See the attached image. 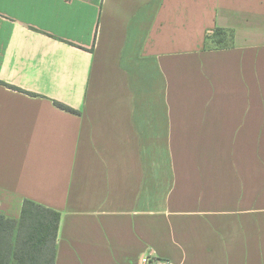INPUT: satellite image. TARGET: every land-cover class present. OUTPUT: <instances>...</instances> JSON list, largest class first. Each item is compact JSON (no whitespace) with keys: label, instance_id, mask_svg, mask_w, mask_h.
Returning <instances> with one entry per match:
<instances>
[{"label":"crops","instance_id":"crops-1","mask_svg":"<svg viewBox=\"0 0 264 264\" xmlns=\"http://www.w3.org/2000/svg\"><path fill=\"white\" fill-rule=\"evenodd\" d=\"M25 199L56 264H264V0H0V211Z\"/></svg>","mask_w":264,"mask_h":264},{"label":"trees","instance_id":"trees-1","mask_svg":"<svg viewBox=\"0 0 264 264\" xmlns=\"http://www.w3.org/2000/svg\"><path fill=\"white\" fill-rule=\"evenodd\" d=\"M206 37L217 46H223L230 44L233 32L216 28ZM55 104L67 111L78 112L59 101ZM61 217L60 211L31 199L23 201L19 219L0 211V264H56Z\"/></svg>","mask_w":264,"mask_h":264},{"label":"built area","instance_id":"built-area-1","mask_svg":"<svg viewBox=\"0 0 264 264\" xmlns=\"http://www.w3.org/2000/svg\"><path fill=\"white\" fill-rule=\"evenodd\" d=\"M142 264H173L166 259H162L156 255V253L151 250L147 252L141 259Z\"/></svg>","mask_w":264,"mask_h":264}]
</instances>
